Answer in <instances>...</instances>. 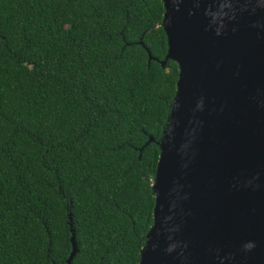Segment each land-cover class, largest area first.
I'll return each instance as SVG.
<instances>
[{
    "label": "trees",
    "instance_id": "trees-1",
    "mask_svg": "<svg viewBox=\"0 0 264 264\" xmlns=\"http://www.w3.org/2000/svg\"><path fill=\"white\" fill-rule=\"evenodd\" d=\"M162 15L0 0V264H66L71 236L70 264L138 263L178 73Z\"/></svg>",
    "mask_w": 264,
    "mask_h": 264
},
{
    "label": "water",
    "instance_id": "water-1",
    "mask_svg": "<svg viewBox=\"0 0 264 264\" xmlns=\"http://www.w3.org/2000/svg\"><path fill=\"white\" fill-rule=\"evenodd\" d=\"M161 2L160 64L178 73L137 264H264L237 211L239 169L264 127V0Z\"/></svg>",
    "mask_w": 264,
    "mask_h": 264
},
{
    "label": "bare ground",
    "instance_id": "bare-ground-1",
    "mask_svg": "<svg viewBox=\"0 0 264 264\" xmlns=\"http://www.w3.org/2000/svg\"><path fill=\"white\" fill-rule=\"evenodd\" d=\"M252 151L243 157L237 181L240 199L238 223L240 235L250 248H264V127Z\"/></svg>",
    "mask_w": 264,
    "mask_h": 264
}]
</instances>
